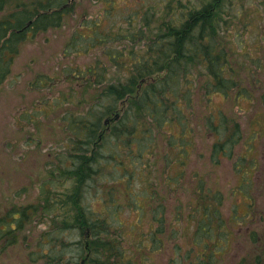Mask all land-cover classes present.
<instances>
[{
	"label": "trees",
	"instance_id": "trees-1",
	"mask_svg": "<svg viewBox=\"0 0 264 264\" xmlns=\"http://www.w3.org/2000/svg\"><path fill=\"white\" fill-rule=\"evenodd\" d=\"M190 1L186 4L168 0L161 10H144L142 24L131 22L135 19L131 15L124 29L105 36L97 35L94 28L90 33H75L78 40L72 42L78 41L80 49L87 47L91 51L93 45L104 42L100 54L107 58V69L98 63L97 56L94 63L78 67V71H73L74 66L67 69L85 89L104 83L99 94L102 98L94 94V101L84 105V97L79 110L67 109L63 114L67 144L58 149L55 157L48 152L46 174L36 202L15 204L0 217V238L6 237L10 243L17 241L19 232L34 218L49 217L48 229L39 233L35 249L24 264L224 263L220 252L230 240L234 243L232 237L248 215L243 216L236 203L228 216L223 215V193L198 179L185 217L175 211L169 221L165 206L154 205V188L148 192L141 176L146 171L150 173L156 158L162 157L168 166L174 161L184 163V145L195 131L193 127L189 129V112L182 109L183 104L191 108L192 75L211 83L212 92L224 96L231 93L236 76L227 44L232 40L246 43L243 37H237L254 30L250 27L259 12L263 14L264 0ZM74 2H14L15 7L0 18V82L25 40L60 26L65 16L73 13ZM3 9L4 0H0V11ZM112 35L113 41L122 44L109 52L107 43ZM89 38H94V44ZM242 50L243 57L248 55L249 49ZM39 79H43L42 75ZM140 79L146 81L145 85L135 92ZM202 87L195 89L198 94ZM237 91V98L248 97L244 87ZM208 122L214 137L220 127L231 125L221 121L215 124L213 119ZM166 127L179 128L177 139ZM232 127L225 139L218 137L211 143V162L219 164L222 156L234 154L232 148L242 136L237 123ZM158 136L167 141L165 149L157 144ZM178 140L184 144L176 146ZM242 158L245 161L246 156ZM246 162L253 165L251 159ZM182 174L177 172L176 179ZM137 179L143 184L141 190L134 184ZM242 181L246 183L248 178ZM134 206L137 209L132 212L136 211L138 217L131 224L121 215ZM146 218L147 230L137 229ZM173 220L185 225L179 241L171 225ZM128 227L138 230L139 239H130ZM247 234L249 252L235 264H264V232L260 235L251 230ZM158 255L164 258L157 260Z\"/></svg>",
	"mask_w": 264,
	"mask_h": 264
},
{
	"label": "rangeland",
	"instance_id": "rangeland-1",
	"mask_svg": "<svg viewBox=\"0 0 264 264\" xmlns=\"http://www.w3.org/2000/svg\"><path fill=\"white\" fill-rule=\"evenodd\" d=\"M7 1L9 3L5 7L10 10L15 7V1L21 0ZM181 1L189 3L186 2L188 0ZM165 2L168 0H75L73 13L66 15L60 26L39 32L21 45L12 59L9 72L0 82V217L15 204L20 206L36 202L46 174L48 152L55 157L58 149L67 144L63 118L67 109L79 110L83 106L84 97V105L94 101V94L102 98L99 94L104 83L97 88L86 86L85 89L79 84L81 81L70 77L67 69L74 66L76 70L73 71H78V67L94 63L97 57L98 63L107 69V58L100 54L104 42L93 45L91 51L87 47L80 49L78 41L72 42V39L78 40L75 33H90V29L94 28L97 35L105 36L124 29L131 15L135 17L131 22L142 24V11H149L153 7L161 10ZM178 5L181 7V4ZM6 12H0V17ZM259 13L260 16L254 18L250 27L254 30L237 37L246 40L244 45L236 40L227 44L233 65L232 73L236 76V87L231 89L230 94L224 96L212 92L211 83L192 75L195 78L191 81L194 83L191 108L188 110L187 104L180 103L181 107L184 105L182 109L189 112V129L193 127L195 130L188 136L187 145H184L187 147L186 156L182 158L184 163L174 161L168 166L162 157L156 158L150 173L146 171L141 176L148 192H151L150 187L154 188V205L162 203L165 206L169 221L175 211H181V217H185L189 197L193 195L194 184L198 179L212 186V190L223 193L224 201L220 206L223 215H229L233 203H236L243 216L248 215L241 222L236 236L233 235L234 243L231 244L230 240L228 245L224 244L220 252L223 264H235L247 255L250 249L248 232L255 230L260 235L264 232V12ZM156 23L154 20L153 24ZM89 39L94 44V38ZM113 39V35L108 38L109 52L113 46L122 44V41ZM243 48L249 49L247 54L251 55L250 59L245 58L248 55L243 57ZM40 75L42 80L39 79ZM145 82L140 79L135 92H140ZM241 86L248 97L237 98V90ZM199 87L202 88L198 94L195 89ZM210 119L215 124L221 121L231 125L224 130L220 127L217 137H214L208 126ZM234 123L238 124L242 136L232 148L234 154L230 157L222 156L219 164L211 162V143L218 137L225 139L231 133ZM170 129L177 139L179 128ZM157 144L163 149L168 146L164 136H158ZM176 144L179 147L184 143L178 140ZM243 156H246L245 161H242ZM250 159L253 166L255 163L258 166L249 172L250 163L246 161ZM179 171L183 174L176 179L175 174ZM243 177L248 178V185L245 189L237 190ZM250 177L253 178L252 183ZM134 184L137 190L143 188L138 179ZM134 209L137 208L134 206L121 215L131 224H135V218L138 217L136 211L132 212ZM43 217V220L40 217L34 218L26 229L21 230L15 243H10L6 237L0 238V264H24L29 261L30 251L35 249L39 233L48 229L50 219L48 216ZM171 225L175 227L179 241L185 228L184 222L173 220ZM139 226L137 229L146 231L147 218ZM137 229L135 231L128 227L127 234L131 240L139 239ZM74 238L77 239L76 235ZM163 258V255L156 257L157 260Z\"/></svg>",
	"mask_w": 264,
	"mask_h": 264
},
{
	"label": "flooded vegetation",
	"instance_id": "flooded-vegetation-1",
	"mask_svg": "<svg viewBox=\"0 0 264 264\" xmlns=\"http://www.w3.org/2000/svg\"><path fill=\"white\" fill-rule=\"evenodd\" d=\"M222 123H223V122H222ZM222 123H221V124H222ZM224 127H225V125H224ZM224 127H223V130H224ZM254 166H258V163H255ZM254 166H253V165L248 166L249 169H248L247 171L250 172V169H253ZM256 173H257V171H256ZM243 174H244V173H243ZM250 178H251V177H250ZM250 178H249V179H250ZM252 179H253V178H251V180H252ZM251 180H250V181H251ZM251 183H252V181H251ZM247 185H248L247 182L244 183L243 181H241L240 185L238 184V189H237V190H241L242 188L245 189ZM246 194H247V193H246ZM240 216H241V215H240ZM240 216H239V217H240Z\"/></svg>",
	"mask_w": 264,
	"mask_h": 264
},
{
	"label": "bare ground",
	"instance_id": "bare-ground-1",
	"mask_svg": "<svg viewBox=\"0 0 264 264\" xmlns=\"http://www.w3.org/2000/svg\"><path fill=\"white\" fill-rule=\"evenodd\" d=\"M8 3H9V1L4 0V9H3L2 11H4V10H7V12L10 11V10H8L7 7H5ZM2 11H0V12H2ZM7 12H6V13H7ZM4 14H5V13H3V15H4ZM3 15H2V16H3ZM2 16H1V17H2ZM1 17H0V18H1Z\"/></svg>",
	"mask_w": 264,
	"mask_h": 264
}]
</instances>
